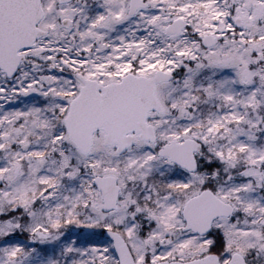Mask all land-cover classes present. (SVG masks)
<instances>
[{"label":"snow or ice","instance_id":"1","mask_svg":"<svg viewBox=\"0 0 264 264\" xmlns=\"http://www.w3.org/2000/svg\"><path fill=\"white\" fill-rule=\"evenodd\" d=\"M0 264H264V0H0Z\"/></svg>","mask_w":264,"mask_h":264}]
</instances>
